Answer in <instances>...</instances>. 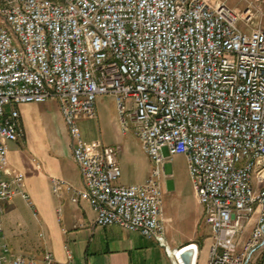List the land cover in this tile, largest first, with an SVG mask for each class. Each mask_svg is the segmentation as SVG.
Returning a JSON list of instances; mask_svg holds the SVG:
<instances>
[{
  "label": "built area",
  "instance_id": "obj_1",
  "mask_svg": "<svg viewBox=\"0 0 264 264\" xmlns=\"http://www.w3.org/2000/svg\"><path fill=\"white\" fill-rule=\"evenodd\" d=\"M3 0L0 3V264H38L3 238L2 203H30L8 142L22 138L19 106L55 100L84 185L72 191L97 226L154 239L182 264L165 237L164 163L183 154L209 229L205 264H264V0ZM111 95L123 132L151 162L140 184H120L118 146L86 142L81 119ZM196 244V243H195ZM195 263L199 247L196 244ZM53 260L46 252L43 261Z\"/></svg>",
  "mask_w": 264,
  "mask_h": 264
},
{
  "label": "crops",
  "instance_id": "obj_2",
  "mask_svg": "<svg viewBox=\"0 0 264 264\" xmlns=\"http://www.w3.org/2000/svg\"><path fill=\"white\" fill-rule=\"evenodd\" d=\"M53 102L56 110L52 113L45 109L47 101L21 104L22 138L7 144L9 165L22 172L23 189L30 199L29 203L16 195L2 203L3 238L11 252L33 257L38 264H173L154 239L118 225L97 226L95 212L87 200L79 198L73 202L72 191H64L61 196L52 192V177L64 179L75 189L84 185L72 156L68 128L57 102ZM96 110V118L79 121L83 139L86 142L101 139L105 144L118 146L121 176L117 183L144 182L151 162L141 144L139 150L132 147L135 134L122 131L114 97L99 96ZM108 120L113 132L101 126L107 125ZM165 177L163 174L160 180L161 217L166 241L170 248L177 249L193 239L176 240L170 233L178 212L167 197ZM46 252L53 256L50 263L43 261Z\"/></svg>",
  "mask_w": 264,
  "mask_h": 264
},
{
  "label": "rangeland",
  "instance_id": "obj_3",
  "mask_svg": "<svg viewBox=\"0 0 264 264\" xmlns=\"http://www.w3.org/2000/svg\"><path fill=\"white\" fill-rule=\"evenodd\" d=\"M230 7H238L240 10L243 8V0H223ZM3 0H0L2 3ZM261 21L264 24V6L262 7L261 14H258L254 22ZM50 101V100H48ZM47 101L48 113L56 110L53 100ZM49 115V114H48ZM103 130L107 129L113 132V126L108 120L107 125H101ZM130 131L133 132V126L130 125ZM134 133V132H133ZM132 147L139 150L140 142L137 138L131 139ZM165 185L167 197L171 198L176 205L177 221L172 222L170 229L171 235L176 239H193L190 243H196L200 249L198 256V264H204L207 259L208 253V234L209 229L203 221V212L201 206L198 204L191 178L187 169L186 158L183 154H173L164 163ZM256 254L251 262L255 264L257 258Z\"/></svg>",
  "mask_w": 264,
  "mask_h": 264
},
{
  "label": "water",
  "instance_id": "obj_4",
  "mask_svg": "<svg viewBox=\"0 0 264 264\" xmlns=\"http://www.w3.org/2000/svg\"><path fill=\"white\" fill-rule=\"evenodd\" d=\"M190 245H196V244L188 243L182 246V249L178 252V257L180 261L182 262V264H194L195 263L196 246L192 249L184 251L186 247H189Z\"/></svg>",
  "mask_w": 264,
  "mask_h": 264
},
{
  "label": "bare ground",
  "instance_id": "obj_5",
  "mask_svg": "<svg viewBox=\"0 0 264 264\" xmlns=\"http://www.w3.org/2000/svg\"><path fill=\"white\" fill-rule=\"evenodd\" d=\"M192 244V243H191ZM194 244V243H193ZM196 245H190L189 247H186V249L184 250V251H186V250H189V249H192V248H194ZM197 248V247H196ZM179 248H177L176 250H178Z\"/></svg>",
  "mask_w": 264,
  "mask_h": 264
}]
</instances>
